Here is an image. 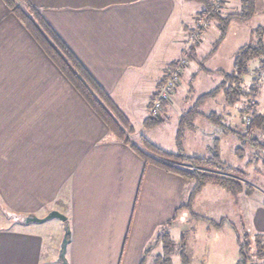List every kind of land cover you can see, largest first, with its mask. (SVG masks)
Listing matches in <instances>:
<instances>
[{
    "label": "crops",
    "instance_id": "1",
    "mask_svg": "<svg viewBox=\"0 0 264 264\" xmlns=\"http://www.w3.org/2000/svg\"><path fill=\"white\" fill-rule=\"evenodd\" d=\"M28 1L125 115L131 126L130 138L136 142L143 136L150 141L146 134L159 129L173 140L174 148L153 144L175 153L177 128L166 130L165 124L175 120L178 126L180 116L195 104V99L189 98V89L182 87L191 60L187 59L179 87L163 105L164 118L159 125L146 128L144 120L164 69L187 52L186 32L193 29L203 3ZM240 7V0H225L222 14H238ZM259 25H264V0H255L254 15L247 21L231 20L215 53L231 30L251 36V30ZM210 29L215 34L214 42L218 37L214 20L209 21L201 36ZM236 50L231 53L232 63ZM194 55V60L200 59L196 49ZM218 71L230 72L205 67L188 78L194 82L201 73L204 77L213 75L214 88L221 79ZM261 90L262 84L255 101L258 112L264 115ZM221 101L223 111L224 98ZM198 111L207 114L211 110L200 107ZM192 124L193 129L184 132L187 155L190 133L204 140L206 134L200 129H208V134L215 130L200 114ZM239 124L227 126L235 128ZM221 133L227 141L233 140L232 150L238 147L239 142L228 131ZM201 149L196 156L206 155L209 147L205 143ZM185 190L181 176L146 163L109 130L12 9L0 0V203L23 216L42 217L50 210L63 213L69 229L67 264H141L163 225L170 222L171 236L178 221L191 220L189 210L179 208ZM256 207L255 216L249 220V228L253 229L250 232L264 237V207ZM15 220L12 225L0 227V264H61L59 246L66 230L64 221ZM159 252L160 246H155L143 264H153Z\"/></svg>",
    "mask_w": 264,
    "mask_h": 264
},
{
    "label": "trees",
    "instance_id": "2",
    "mask_svg": "<svg viewBox=\"0 0 264 264\" xmlns=\"http://www.w3.org/2000/svg\"><path fill=\"white\" fill-rule=\"evenodd\" d=\"M10 7L15 16L27 28L36 42L42 47L51 61L63 73L66 79L98 114V116L108 126L109 130L122 142L127 143L146 163L159 166L166 171L178 174L185 182H192L190 192L188 193V202L186 205H180L179 208L186 207L190 210V205L195 196L202 188L212 183L234 194L243 182L244 171L240 167H233L221 159L216 150L208 149L204 156L187 155L183 147L184 132L192 129V121L196 115H203L209 122L218 123L220 131H227L239 142L235 149L237 158L242 159L244 149L252 147L255 151L254 159L248 160L249 165L260 164L264 168V115L258 112L255 97L259 87L257 77L248 68L251 59H255L258 69L264 70V25L256 26L251 30V39L239 47L233 56L232 71L229 73L218 71L222 77L221 81L210 91L199 95L194 106L183 113L178 122L175 135V153L166 152L160 147L148 141L145 137L139 136L135 142L129 139L125 130L128 128L131 132V126L125 115L117 108L108 94L92 77L81 61L72 53L61 38L56 34L52 27L43 18L40 11L28 0H4ZM21 1L23 6L17 4ZM204 8L198 17H205L209 21L214 20L217 24L218 37L212 43L209 51L203 57L197 60L199 70H204V62L211 57L220 43L223 41L229 23L232 19L247 21L255 12V0H240V12L238 14L222 15L213 10V0H199ZM225 2V0H224ZM224 5V4H223ZM199 28V33L203 32ZM198 43L191 45L186 55L187 59H195V49ZM177 61V60H176ZM172 62L164 69V74L158 82V86L165 78V72L174 65ZM196 74H193V79ZM249 81L245 89L243 85ZM193 82V80H191ZM221 92L226 106H234L242 99L248 100L243 107L239 109L240 124L235 128L223 127L219 121L220 116L209 112L202 114L198 111L199 105L206 99L214 97ZM252 99V102H251ZM254 99V100H253ZM216 120V121H215ZM161 120L147 116L144 120V127L151 128L159 125ZM244 126L243 130L241 129ZM246 194V193H245ZM264 207V202L262 203ZM192 211H190L191 213ZM19 222H22L23 215L10 212ZM193 214V213H191ZM194 215V214H193ZM217 225V224H214ZM65 229H68L67 220L64 221ZM170 222H167L155 234L154 239L145 251V256L155 247L160 246V252L154 256L153 264H171L172 239L169 234ZM238 245V260L236 264H264V237L260 233L250 234L244 231L240 234L239 229L233 228ZM253 237V238H252ZM252 241H251V240ZM179 260L180 264H188L185 255L184 238H179ZM253 246V251H250ZM144 256V257H145ZM144 257L141 264L144 263Z\"/></svg>",
    "mask_w": 264,
    "mask_h": 264
},
{
    "label": "rangeland",
    "instance_id": "3",
    "mask_svg": "<svg viewBox=\"0 0 264 264\" xmlns=\"http://www.w3.org/2000/svg\"><path fill=\"white\" fill-rule=\"evenodd\" d=\"M17 4L23 6L21 1L17 2ZM222 10L220 12L221 14ZM201 18H203L202 21H200V16H197L193 29L186 32L188 48L191 45L198 43L199 39L201 38V41L198 43L196 48V54L198 58H201L206 53H208L211 43L215 37L212 29L209 30L207 35H203V37L201 36V34L206 31L209 26L208 20H206L205 17ZM201 25L203 26L204 31L197 34V31ZM250 38L251 36L249 34L246 35L245 32L242 36V34L235 29L231 30L218 53H215L206 60L205 67L210 70L221 69L227 72L231 71V53L241 47L243 44L247 43ZM185 55L186 53H184L182 56L187 60L188 55ZM176 62L177 61H175V63ZM256 62L257 61L255 59H251L248 63V68L252 73H254V75H256L257 85L260 87L262 84L261 92H264V71L258 69V64ZM187 64L188 62L186 65ZM185 67L186 66H184L183 69ZM197 69H199V64L196 60L192 59L189 65L188 77H190V75ZM202 74L203 73L197 76L192 84L188 77L183 81L182 84L184 89H189L187 91L189 98H194L195 102L199 95L212 89L216 81L214 80L213 75H206V77H204ZM180 83L181 75L177 88L179 87ZM191 85H193L194 90ZM248 85L249 81L243 85V88L246 89ZM221 99L223 100V95L221 92H218L214 97L206 99L204 102H202L200 105L203 104V106L199 105L197 109L201 107L205 111L211 110L210 112H214L215 115L220 116L221 118H219V121L223 123V127H226L227 124L229 125L235 122L239 124V109H241L244 103L249 99L246 100L244 98L234 106H226V104H224L225 106L223 111ZM209 123L214 126L215 130L208 134V129H200L206 134V138L204 140L201 137H193V133H190L194 138V141L191 140L192 137H190L188 140L190 142L189 146L187 145V153L190 155H199L200 151L202 150L201 148L206 143V145L211 148V150L217 151L222 160L233 167H240L244 171L245 174L243 182L241 183L240 187L235 190L234 194L218 185L208 183L195 196L190 205V210L188 213L191 220L187 223H180L178 221L170 236L173 243V264H180L178 252L180 247L179 238L181 235L184 238V250L188 264H236L239 257L236 235L233 228L239 229L240 234H243V230L247 233L249 231V233L252 235L255 234L252 231L250 232V230L253 229L249 228V220L251 217L255 216L257 210L256 206L262 205L264 202V168H262L260 164L249 165L247 162L248 160H253L255 158L253 155L255 153L254 149L252 147H246L244 149V156L242 159L237 158V155L235 154L234 156L232 153H235L236 148L232 150V146H230L232 145L231 142H233V140L227 141V139L222 135L218 123ZM165 125L167 126L166 130L173 131L174 127L177 128L175 125V120H171L170 123ZM198 125H200V128L203 126L201 121H199ZM243 128L244 126L241 129L243 130ZM128 130L129 129L126 128L125 134L129 139H131V132ZM146 135L152 143L161 145L165 149L174 148L173 140L168 139V134L165 136L164 133L159 131V129H153L149 134ZM261 142L264 143V139H262ZM192 185V182H186L184 197L182 196V205H186L188 202V193L190 192ZM190 211H192L191 213L194 215L191 214ZM15 219L16 218L11 215L10 211H8L2 205V203H0V227L12 225V223L16 221ZM250 251H253V246Z\"/></svg>",
    "mask_w": 264,
    "mask_h": 264
},
{
    "label": "built area",
    "instance_id": "4",
    "mask_svg": "<svg viewBox=\"0 0 264 264\" xmlns=\"http://www.w3.org/2000/svg\"><path fill=\"white\" fill-rule=\"evenodd\" d=\"M224 0H213L212 8L215 12L220 13L223 8ZM202 21L203 18H200ZM207 25V24H206ZM200 28H203L201 25ZM199 33V29L197 34ZM187 60L182 56L177 62L165 72V78L158 86L155 96L150 102L149 116L162 120L164 118L163 105L168 103L173 92L179 84L180 75L183 67L186 66Z\"/></svg>",
    "mask_w": 264,
    "mask_h": 264
},
{
    "label": "water",
    "instance_id": "5",
    "mask_svg": "<svg viewBox=\"0 0 264 264\" xmlns=\"http://www.w3.org/2000/svg\"><path fill=\"white\" fill-rule=\"evenodd\" d=\"M53 218L59 219L61 221L66 220V217L57 210H50L43 217H38L35 215H26L23 217L22 220L24 223H30V222H43L45 220L53 219ZM68 235H69V230H66L65 234L63 235L61 245H60L59 259L61 260V264H67L66 259H65V251H66V245L68 242Z\"/></svg>",
    "mask_w": 264,
    "mask_h": 264
}]
</instances>
